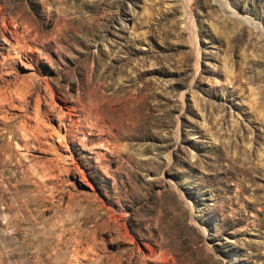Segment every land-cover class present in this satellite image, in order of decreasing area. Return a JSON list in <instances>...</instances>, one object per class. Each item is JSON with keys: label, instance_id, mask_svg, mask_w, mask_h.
Here are the masks:
<instances>
[{"label": "rangeland", "instance_id": "374dc122", "mask_svg": "<svg viewBox=\"0 0 264 264\" xmlns=\"http://www.w3.org/2000/svg\"><path fill=\"white\" fill-rule=\"evenodd\" d=\"M0 264H264V0H0Z\"/></svg>", "mask_w": 264, "mask_h": 264}, {"label": "bare ground", "instance_id": "6f19581e", "mask_svg": "<svg viewBox=\"0 0 264 264\" xmlns=\"http://www.w3.org/2000/svg\"><path fill=\"white\" fill-rule=\"evenodd\" d=\"M190 2V1H189ZM189 2L186 3V6H187V10L190 11V5H189ZM119 68V67H118ZM123 68V67H122ZM122 71V70H121ZM123 72V71H122Z\"/></svg>", "mask_w": 264, "mask_h": 264}]
</instances>
